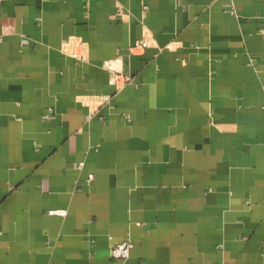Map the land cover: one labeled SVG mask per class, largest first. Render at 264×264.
I'll return each mask as SVG.
<instances>
[{
	"label": "crops",
	"instance_id": "crops-1",
	"mask_svg": "<svg viewBox=\"0 0 264 264\" xmlns=\"http://www.w3.org/2000/svg\"><path fill=\"white\" fill-rule=\"evenodd\" d=\"M0 264H264V0H0Z\"/></svg>",
	"mask_w": 264,
	"mask_h": 264
},
{
	"label": "built area",
	"instance_id": "built-area-1",
	"mask_svg": "<svg viewBox=\"0 0 264 264\" xmlns=\"http://www.w3.org/2000/svg\"><path fill=\"white\" fill-rule=\"evenodd\" d=\"M148 46V43L145 40L136 41L132 47H130V51L134 53H138L143 51ZM73 58H79L80 60H84V56H79L76 52L72 54ZM125 80H128V77H123ZM83 163H79L78 166L82 167ZM93 179L92 175L89 176L88 181L90 182ZM49 214H64L63 211H49ZM131 248V243L129 241H123L117 245H115L111 249V256L116 259L126 260L129 256V250Z\"/></svg>",
	"mask_w": 264,
	"mask_h": 264
}]
</instances>
